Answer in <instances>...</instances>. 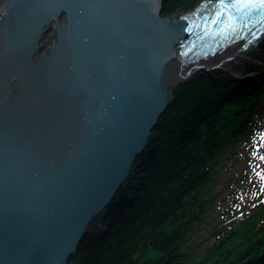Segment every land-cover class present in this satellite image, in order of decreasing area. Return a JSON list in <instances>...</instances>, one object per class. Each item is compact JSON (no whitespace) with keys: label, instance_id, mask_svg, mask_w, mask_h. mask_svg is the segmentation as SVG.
I'll return each mask as SVG.
<instances>
[{"label":"water","instance_id":"water-1","mask_svg":"<svg viewBox=\"0 0 264 264\" xmlns=\"http://www.w3.org/2000/svg\"><path fill=\"white\" fill-rule=\"evenodd\" d=\"M5 1L0 264H78L186 79L172 76L188 21L165 0Z\"/></svg>","mask_w":264,"mask_h":264},{"label":"trees","instance_id":"trees-1","mask_svg":"<svg viewBox=\"0 0 264 264\" xmlns=\"http://www.w3.org/2000/svg\"><path fill=\"white\" fill-rule=\"evenodd\" d=\"M168 10L164 4L163 15ZM242 72L256 73L260 80L201 72L173 88L150 145L71 261L264 264V205L246 219L244 208L214 210L216 182L230 176L235 144L251 129L252 115L264 100V68L245 65ZM233 87L239 91L225 99Z\"/></svg>","mask_w":264,"mask_h":264},{"label":"rangeland","instance_id":"rangeland-1","mask_svg":"<svg viewBox=\"0 0 264 264\" xmlns=\"http://www.w3.org/2000/svg\"><path fill=\"white\" fill-rule=\"evenodd\" d=\"M3 1L4 0H0V8H2ZM201 1L202 0H165L164 4L168 6L169 10L164 16L175 17L193 9ZM262 46L263 42L258 48L259 55L256 58L242 62L234 69L221 67L220 71L235 78L240 76L243 67L248 63L254 61L257 62V64H262V62L259 61L263 55L261 51ZM215 66L216 65L205 66L203 71L199 70L198 72L213 73L215 71L212 70V68ZM260 67L264 68V64L260 65ZM185 80L189 79H184L183 81ZM262 93L264 97V89ZM258 109H260V112L252 115L251 129L235 144L233 152H237L235 155L236 161L229 170L230 176H227V178L223 177L216 182L217 184L214 188V191L218 195L214 205L216 214L222 212L240 213L242 212V208H244V210H247L242 217L246 219L264 205V100ZM232 156L230 157V162L234 160ZM250 206L252 209L249 211L248 207ZM242 217L240 219H242Z\"/></svg>","mask_w":264,"mask_h":264},{"label":"bare ground","instance_id":"bare-ground-1","mask_svg":"<svg viewBox=\"0 0 264 264\" xmlns=\"http://www.w3.org/2000/svg\"><path fill=\"white\" fill-rule=\"evenodd\" d=\"M5 0L2 3V8H0V12L5 13L6 7H5ZM258 48L252 47L246 52H239L238 47L229 49L228 51L224 52L223 54L219 55L216 60H208L204 64L206 67L217 65L220 62H223V67L234 69L236 66L242 62H245L247 60H252L258 56ZM201 65V64H200ZM197 67H193L191 71ZM188 69H183L182 66L176 62V60L173 61V76L172 80L179 77H188L191 75V72L187 71Z\"/></svg>","mask_w":264,"mask_h":264},{"label":"flooded vegetation","instance_id":"flooded-vegetation-1","mask_svg":"<svg viewBox=\"0 0 264 264\" xmlns=\"http://www.w3.org/2000/svg\"><path fill=\"white\" fill-rule=\"evenodd\" d=\"M50 35H53V42L55 40V35H54V32L52 31L48 36L49 38L47 39V41L45 43L49 44V42H51V39H50ZM45 45V44H44ZM49 49H47L45 47V49L41 52V54L38 56V58H42L47 52H48Z\"/></svg>","mask_w":264,"mask_h":264},{"label":"snow or ice","instance_id":"snow-or-ice-1","mask_svg":"<svg viewBox=\"0 0 264 264\" xmlns=\"http://www.w3.org/2000/svg\"><path fill=\"white\" fill-rule=\"evenodd\" d=\"M262 3H264V0H261Z\"/></svg>","mask_w":264,"mask_h":264}]
</instances>
